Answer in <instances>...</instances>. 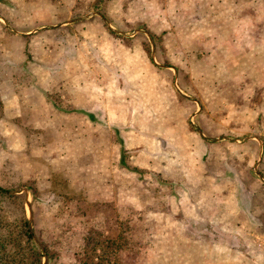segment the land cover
I'll use <instances>...</instances> for the list:
<instances>
[{"label": "crops", "instance_id": "1", "mask_svg": "<svg viewBox=\"0 0 264 264\" xmlns=\"http://www.w3.org/2000/svg\"><path fill=\"white\" fill-rule=\"evenodd\" d=\"M129 1L106 0L101 14L94 0H0V140L5 142L0 145V184H12L4 191L23 194L26 218L28 195L33 229L42 244V236L56 244L71 231L51 219L73 203L64 200L65 194L80 193L85 202L98 204L103 200L91 193L109 188L127 194L125 202L115 204L119 211H133L123 204L136 195V209L142 215L141 219L137 214V221L157 228L154 242L168 243L169 254L172 243L179 248L175 254H184L190 264L199 259L201 264H264L260 262L264 254L233 245L238 233L248 243L264 240V135L256 133L263 129L258 117L264 115V28L255 30L264 19L256 5L264 0H181L174 9L170 5L186 27V39L175 38L172 46L187 51L201 45L200 51L210 59L215 52L221 58L208 67L219 68L216 72L230 78L227 88L216 86L210 96L185 92L182 99L172 86L181 81L177 66L160 62L166 48L154 30L140 26L134 33L125 30L122 22L129 18ZM154 3L165 9L162 0ZM188 8L189 16L178 12ZM140 14L150 18L146 8ZM20 19L33 26L17 27ZM140 28L152 37L153 60L140 34H135L145 33L146 39L148 34ZM168 34L176 37L170 30ZM207 101L216 115L233 120L228 128L236 132V146L248 149L237 159L251 163L260 152L253 171L242 174L233 166L227 170L224 154L218 155L214 147L221 140L201 134V129L225 130L224 124L200 123L201 129L187 124V108L194 103L196 115L203 116ZM46 133L58 135L57 140ZM33 146H39L38 151ZM14 166L21 178L10 176ZM145 170L152 173L148 176ZM162 178L168 182L164 186L158 181ZM246 178L249 187H241ZM28 180L38 185L36 200ZM20 182L25 186L17 188ZM167 198L171 203L166 206L162 202ZM35 206L41 211L36 220ZM239 212L247 222L238 219ZM76 216L79 226L73 229L78 232L87 225L106 232L109 226L102 214L95 220L86 214ZM125 221L130 224L133 219ZM71 238L76 243V237ZM46 255L49 264L52 258Z\"/></svg>", "mask_w": 264, "mask_h": 264}, {"label": "rangeland", "instance_id": "2", "mask_svg": "<svg viewBox=\"0 0 264 264\" xmlns=\"http://www.w3.org/2000/svg\"><path fill=\"white\" fill-rule=\"evenodd\" d=\"M156 1L159 2L160 0H156ZM105 2L106 0H94L93 2V5L97 8L96 10H98L101 14L104 12ZM154 2L155 0H148V4H146L145 6V4H142V0H130L129 5L126 8V9H129V12L127 13L129 15V18L123 19L122 23H123V26L126 28L125 30L129 32L133 31L132 33H134V30L137 29L139 26L146 27L149 29V31L154 30L153 32L155 33L156 38L158 39V42L162 44L161 46H164V49L166 48L164 51L162 50L160 52L161 54L160 62L171 63V64L176 65L177 75L181 76V81L179 80L175 86H174V83H172V86L174 87V89L176 87L178 98L182 99L183 97H185V95H187V94H183L185 92L190 94L191 96H196V94H199V93L205 96H210L212 93V91L210 90L212 89L213 92H215L216 86L218 87V89L221 88L222 86L227 88L228 85H226V83L230 81V78L228 79L226 78V75H221L220 73L216 72V70H218L219 68H215L214 70L211 67L212 65L208 67L209 64L212 63V60L214 63L215 59L221 58L218 55H216L215 52H211V54H213L214 56L212 57V59H210V57H208L206 52L200 51V49L203 47L201 45L193 46V48L187 51L182 50V49L179 50L172 46L175 38L183 39V40L186 39L184 37V34L186 35L185 33L186 27L184 24V20L181 17L176 19V15L172 13L171 7H170V5L172 4L173 9H174L175 4L176 6H178L177 3L180 4L181 0H178V1L162 0L163 6L165 7V9H160V10L158 7L155 8ZM144 6L147 9V13L150 17L148 19H143L140 14L142 7L143 9H145ZM258 9L260 12H263L264 4H261L258 6L256 5L255 10H258ZM13 11L14 10L12 9V13L14 14ZM155 11L159 13L155 15ZM0 12H3L1 7H0ZM75 12L77 13V11ZM178 12H181L182 16H189L187 14L190 13V9L188 8V9H185L184 11L179 9ZM261 14L264 15V13H261ZM10 20L12 21V18H10ZM20 21H23V19H20L19 22ZM28 24L29 22L26 21V22H20L16 26L19 28H24ZM31 26H33V24L28 25V27H31ZM263 28H264V19H260L258 23V27L255 28V30L259 32ZM169 30L173 32L176 37L169 36L168 34ZM135 34L137 35L140 34L139 35L141 36L140 40L144 41L143 43L145 46V51L149 59L153 60L151 44H150V40L148 36H146V39H145V37H143L145 33L144 34L135 33ZM138 39H135L134 42H137ZM112 42L116 43L118 42V40L114 39ZM126 42H131V40H128ZM113 55L115 56V54ZM202 69H204L205 73L201 72ZM220 69L221 71H223V70H227L228 68H220ZM263 78H264V75H263ZM200 80H202V82ZM195 81L196 83H194ZM60 100H62L63 103L66 102V104H70L71 102L69 100L67 101H64L63 99H60ZM208 101L206 102V104H209ZM221 102L223 103V101ZM193 104L194 103H192L190 107L187 108V114L185 117L186 122L190 128H194L195 126H198V128L201 129L199 126L200 123L201 124H209V123L216 124L217 123L216 125L224 124V126L227 127V128L225 127V130H221V131L218 130L216 133H213L214 129L208 130V131L207 130L202 131V129L200 130L202 132V133L200 132L201 134H204L205 136H208L211 139L219 138L221 140L220 144H218V147L216 146L214 147L217 149L216 151L218 152L217 153L218 155L224 154L225 167L227 168V170H229V168H232L231 166H233L232 168L233 171L241 170V172H243L242 174H246L245 171H249V170L253 171L254 164L255 162L258 161L260 152L257 151V154H256L257 158L254 160L252 159L250 161L251 163L246 162V160H243V162H241L239 159H237V156L240 154V152H242V154H248V149H243V148L240 149L238 146H236L235 139H233L234 137L233 134H236V132H233L232 129L228 128L230 126H233V122H232L233 120L228 122L229 117L227 116L223 117L221 116V114L216 115L215 114L216 111L214 107L212 106V104H209L208 108L205 110L206 111L205 115L197 116L196 115L197 113H195L196 109L192 107L194 106ZM205 107L206 106H204V108ZM190 110H191V113H189ZM258 119H259V123L263 122V126H261L263 127V129L256 130V133L264 135V115H259ZM220 126H223V125H220ZM246 133L248 134L249 132H246ZM47 136L57 140L58 135L47 134ZM33 140H36V139L33 137ZM33 140H30L32 141V144L33 142H35ZM212 143H215V142H212ZM4 144L5 142L0 140V145L3 146ZM38 148L39 146H33L34 151H38L37 150ZM211 153H213V151ZM226 155L228 156L227 158H226ZM233 156H236V157L234 158ZM0 166H1V163H0ZM66 166L69 167L68 171L70 174L74 172L71 164H67ZM11 167H12V162L9 163L8 171L12 170ZM15 168L16 167L14 166L13 172L10 173V176L11 177L15 176L14 178H21V175L18 176V173H17L18 169L17 168L15 169ZM146 171L148 170H145V172ZM146 173L149 176L150 174L148 173H152V172L149 171ZM246 180L247 178L243 179V181H241L239 185L241 187H249L248 182ZM158 181L162 182V186L166 185L165 182H167L163 178L159 179ZM24 184H25L24 182H20L19 184H17L16 187L18 188L21 185L25 186ZM94 190H96V188ZM133 191L135 190H132V192ZM91 194H92L91 195L92 197L94 198L98 197L99 199L103 201L99 200L98 204H96L97 202L91 203L90 206L86 204H80L78 206L79 203L73 200V203H68L61 209V212H59V214H56L57 216L55 219L51 218L52 221L61 223L64 229L73 230V228H78L79 226V219L76 216L77 213H79L80 211H84V212L86 211L85 214L89 215L88 217L93 220H95L99 214H102L104 218H106V220L108 221L109 226L113 228L114 226L118 225L119 221H117L118 219L117 216H121V215L124 216L126 212V215L130 214V217L133 219V221L130 224L127 223L129 227L127 235L124 234L125 237H119L116 240L114 250H112L110 254V258L108 259V262H107L108 264H190L189 262L190 260H188L187 258L185 259L184 254H175V252L179 251V248L177 249V247H174V244L171 243L172 252L171 254H169V248H168L169 244L168 243L164 244L162 242H158V243L154 242L157 237H154L153 234H154V230H156L157 228H154L152 223L149 222L147 226L144 227L142 223L145 224L146 222L144 223L141 220L142 223L140 225V222L137 221V214H139L140 211H137L136 209V205L139 204L136 195L131 197V203L123 204V205H128L126 207H132L133 211L127 210L126 208L125 210L119 211V209H117V206L115 204H121L126 201L127 194L125 191L117 194L116 191L114 192L112 191V189L110 190L108 188V189H103V191L99 192V194H96V192H94V194L93 193ZM42 195L43 193H41V195L39 196L40 197L39 199H41ZM139 197L141 200H146V198L142 199L141 196ZM244 200H245L244 203L248 204V201H249L248 195H244ZM170 203H171V200L170 199L168 200V198L164 199L162 202V204L166 206ZM76 204L78 206L77 208L75 206ZM245 209L247 210L246 207ZM169 210L165 212L167 219L169 218V214H170ZM48 211H44L45 214ZM53 212L55 211H52V213ZM139 217L142 219L141 214H139ZM242 218L246 221L245 216L241 212H239L238 219L242 220ZM125 220L126 219H123L124 223H126ZM48 224L52 225V223H49V222ZM161 225H163L161 227V230L163 233H165L168 230V227L165 226V221L162 222ZM120 229H123L122 225H120L119 230ZM238 234H239V240L238 238L234 237L233 245L235 247L239 246L240 249H244L246 251L255 249L256 251H252L254 254H264V251L261 250L264 248L263 238L262 239L259 238V242L248 243L247 240L243 239L240 233ZM64 237L65 236L63 235L62 241H59L56 244H52L51 249L54 252L53 254L54 257L50 260V262L53 264H78L77 258H76L77 254L75 255L74 253L76 244L67 242V240ZM231 240L233 241V237L231 238ZM229 244L232 245V243H229ZM123 246H126V247L128 246V247L126 248ZM178 246L181 247L180 244H178ZM154 250H155V253H154ZM181 253H184V252L182 251ZM237 260H241V259H237ZM194 262H196V264H201V259L195 260ZM260 262L264 263V258L260 260Z\"/></svg>", "mask_w": 264, "mask_h": 264}, {"label": "trees", "instance_id": "3", "mask_svg": "<svg viewBox=\"0 0 264 264\" xmlns=\"http://www.w3.org/2000/svg\"><path fill=\"white\" fill-rule=\"evenodd\" d=\"M27 183L30 186L32 198L36 200L38 194L34 180H28ZM7 187H12V184H0V264H42V252L29 231L23 206V194L4 191V188ZM70 199L77 201L79 203L78 206L80 204L91 205L90 202L84 201V196L80 193L64 195L65 201ZM75 206L76 208L78 207L77 204ZM36 207H34V216L41 212ZM79 213L85 214L86 211H80ZM126 220L129 222L131 217L126 218ZM117 221H119L118 225L113 228L108 226L106 232L94 225H87L84 230L78 232L77 229H73L65 235L64 238L69 243H71V237H76L77 239L75 249H73L75 255L77 254L78 264H108L107 262L112 250H114L116 240L119 237H125L124 234L127 235L129 230L127 223H124L123 220L117 219ZM120 225L123 226V229L119 230ZM35 228L37 232L40 231L41 233L40 226L35 224ZM41 240L44 244L45 252L50 258H53L54 252L51 246L54 242L51 243L49 238L43 236ZM58 240L61 241L60 239Z\"/></svg>", "mask_w": 264, "mask_h": 264}, {"label": "water", "instance_id": "4", "mask_svg": "<svg viewBox=\"0 0 264 264\" xmlns=\"http://www.w3.org/2000/svg\"><path fill=\"white\" fill-rule=\"evenodd\" d=\"M140 30L146 32L149 36L150 42H151V46L153 49V41H152V37L151 35L144 29L140 28ZM185 94V93H183ZM13 191V190H10ZM26 203H27V221H28V227H29V231L31 233V236L33 238V240L37 243V245L39 246L41 252H42V264H46L47 263V255L46 252L44 251V246L41 243V241L39 240V238L36 236L34 229H33V223H32V214H31V209H30V200L28 198V195L26 196Z\"/></svg>", "mask_w": 264, "mask_h": 264}]
</instances>
